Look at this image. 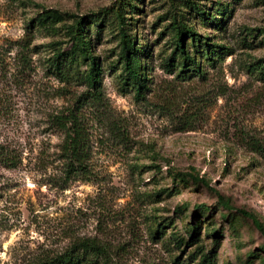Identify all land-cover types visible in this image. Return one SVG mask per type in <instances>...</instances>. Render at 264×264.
<instances>
[{"label":"rangeland","instance_id":"obj_1","mask_svg":"<svg viewBox=\"0 0 264 264\" xmlns=\"http://www.w3.org/2000/svg\"><path fill=\"white\" fill-rule=\"evenodd\" d=\"M119 8L139 96L119 56ZM51 10L63 19L40 24ZM80 17L99 96L86 64L64 78L49 62ZM174 22L200 35L185 46L202 74L173 54ZM206 42L224 48L210 60ZM75 126L90 181L66 177ZM263 245L264 0H0V264L72 247L85 264H264Z\"/></svg>","mask_w":264,"mask_h":264},{"label":"trees","instance_id":"obj_2","mask_svg":"<svg viewBox=\"0 0 264 264\" xmlns=\"http://www.w3.org/2000/svg\"><path fill=\"white\" fill-rule=\"evenodd\" d=\"M196 11L203 17L208 18V13L200 6H195ZM42 22L40 24L46 26V22L50 21L54 23L63 19V14L57 10L47 11L42 15ZM116 18L118 20V31L120 36V59L124 65L127 80L132 82L133 86L137 89L138 96L142 94V90L145 87L144 74L141 64L139 63L140 55L139 49L136 44V40L131 34L127 27L125 21L124 12L119 8L116 13ZM84 18H78L70 31V37L72 40V46L68 51L58 50L54 52L53 57L49 59L50 66L58 75H63L67 78L69 75L78 74L80 71V66L86 64L87 67L83 71V79L86 84L94 89L96 96L101 95L102 92V81L100 79L101 67L97 61V57L92 53V46L90 40H88V35L84 31ZM175 36V49L174 55L178 54L182 58V66H189L193 70L202 74L201 67L196 65V60L192 58L187 52L185 46V36L188 34L192 38V42H200V35H198L193 29H189L185 25L174 22ZM199 37V38H198ZM204 52L208 55V59H212L209 55L214 54V52L219 49H223V46L213 45V48L206 42L204 43ZM219 47V48H217ZM173 62V57H170L169 63ZM185 69L182 70L184 72ZM77 123V121L75 122ZM67 125L64 127L66 128ZM79 127V126H78ZM67 137L68 145L66 147V177L67 179L81 177L84 180H91L94 176L93 171L88 168V156L86 155V147L83 144V137L81 135V130L76 126L75 128H68ZM6 156L4 160L8 162L11 160V156ZM183 177L189 176L191 179L202 182L208 185L205 179L195 175L193 173H182ZM224 207H228L229 203L224 200L222 196L219 195ZM85 247V246H84ZM82 247L85 251H88V247ZM264 251V245L262 247ZM87 259L82 257L78 252V249L71 248L64 253L54 256L42 258L31 264H85ZM202 264H214L212 255L204 257Z\"/></svg>","mask_w":264,"mask_h":264}]
</instances>
